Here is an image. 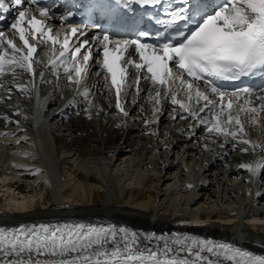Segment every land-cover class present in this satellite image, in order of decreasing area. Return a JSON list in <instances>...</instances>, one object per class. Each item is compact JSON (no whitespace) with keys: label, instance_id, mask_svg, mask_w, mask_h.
<instances>
[{"label":"bare ground","instance_id":"obj_1","mask_svg":"<svg viewBox=\"0 0 264 264\" xmlns=\"http://www.w3.org/2000/svg\"><path fill=\"white\" fill-rule=\"evenodd\" d=\"M96 72L94 65L75 94L46 70L38 87L51 97L50 110L39 118L32 116L34 89L24 93L12 83L10 92L0 89V227L113 224L145 234H191L264 255V170L253 177L239 168L264 152L244 153L239 144L233 150L223 137L204 133L198 120L181 119L187 113L170 100L156 105L146 83L139 94L127 84L124 116ZM29 78L24 73L19 82ZM242 121L247 135H240L262 145L264 114L255 125L246 116ZM20 132L37 150L9 142Z\"/></svg>","mask_w":264,"mask_h":264},{"label":"snow or ice","instance_id":"obj_2","mask_svg":"<svg viewBox=\"0 0 264 264\" xmlns=\"http://www.w3.org/2000/svg\"><path fill=\"white\" fill-rule=\"evenodd\" d=\"M162 2L125 0L124 6ZM184 3L188 5L189 0ZM10 5L17 14L10 25L12 33L0 31V89L10 92L8 83L24 93L34 89L37 77L44 79V73L36 70L40 64L49 70L63 65L64 78L80 85L95 61L101 65L96 75L110 80L107 86L115 90L116 107L124 116L128 112L121 93L132 75L131 86L137 93L143 78L155 89L154 95L149 91L150 101L159 105L163 94L187 113L180 114L181 119L198 120L209 133L232 143L233 150L239 144L245 145L240 148L244 153L255 154L257 148L264 152V146L240 135H247L242 114L253 125L264 114V91L257 93L248 87L226 91L215 83L264 72V0H223L216 10L196 18L187 33H179L178 43H147L144 38L150 34L145 31H137L135 38H117L104 30L91 39H81L87 31L71 23V11L59 17L68 23L61 36L48 23L54 16L51 7L42 6L41 0H0V20ZM189 11L185 7L171 12L172 22L193 19ZM45 50L54 56L47 62L38 58V52ZM24 73L30 77L27 84L19 82ZM9 74L11 81H5ZM181 92L184 98L178 99ZM83 95L87 97L89 91ZM159 111L153 108L154 113ZM239 168L254 177L264 170V157L242 162ZM0 264H264V255L186 233L145 234L113 224L65 223L0 227Z\"/></svg>","mask_w":264,"mask_h":264},{"label":"rangeland","instance_id":"obj_3","mask_svg":"<svg viewBox=\"0 0 264 264\" xmlns=\"http://www.w3.org/2000/svg\"><path fill=\"white\" fill-rule=\"evenodd\" d=\"M139 106H141V103H140V105ZM142 122H143V119H142ZM147 121H145V123H146ZM147 124V123H146ZM263 135H264V133H263ZM263 135H261V139H259V143L261 142L262 143V140L264 141V138H263ZM262 145H264V142H263V144Z\"/></svg>","mask_w":264,"mask_h":264}]
</instances>
